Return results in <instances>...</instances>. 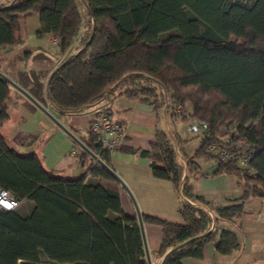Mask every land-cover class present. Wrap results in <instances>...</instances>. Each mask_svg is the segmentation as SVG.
<instances>
[{"label":"trees","instance_id":"trees-1","mask_svg":"<svg viewBox=\"0 0 264 264\" xmlns=\"http://www.w3.org/2000/svg\"><path fill=\"white\" fill-rule=\"evenodd\" d=\"M81 1L89 30L82 46L50 68L15 72L14 82L62 114L79 112L120 87L129 99L164 107L170 126L188 107L191 118L205 125L192 158L172 127L155 131L150 150L122 144L115 150L148 158L153 176L171 181L179 193L181 223L141 214L143 223L161 228L157 258L208 230L175 250L167 264L199 257L206 243L229 254L238 247L236 234L222 230L217 237V221L239 217L249 197L264 200V0ZM10 2L0 4V53L20 43L19 22L32 13L39 18L37 35H54L59 54L76 40L83 20L75 0H14L5 8ZM40 59L52 62L42 50L24 51L22 61L26 67ZM12 92L0 75V189L27 206L0 210V264H146L136 216L123 210L119 184L88 154L79 153L85 172L66 177L45 169L35 153L8 145L1 127ZM224 139L251 154V171L206 151ZM80 140L111 167V151L89 127ZM198 159L213 164L211 176L236 177L241 195L212 210L189 184L198 173L207 176Z\"/></svg>","mask_w":264,"mask_h":264},{"label":"crops","instance_id":"crops-1","mask_svg":"<svg viewBox=\"0 0 264 264\" xmlns=\"http://www.w3.org/2000/svg\"><path fill=\"white\" fill-rule=\"evenodd\" d=\"M7 1L0 0V4ZM46 36L52 37L51 34L42 37L37 35L40 43L35 45L33 52H47L46 44L42 43ZM20 65L15 69L2 66L0 71L15 81L13 74L26 69L24 62L21 67ZM40 66L41 64H37L32 69H40ZM13 91L8 106L9 117L5 121L7 124L4 123L1 127V133L8 145L20 154L35 153L45 169L59 171L66 177H75L85 172L86 165L81 166L79 163L81 149L25 96L14 88ZM39 103L79 138L87 135L91 113L97 105L102 104L107 106L111 118L120 125L123 146L150 150L155 131H169V112L164 107L161 108L160 114L159 109L155 110L149 101L129 99L119 89L106 94L94 105L75 113L62 114L48 102ZM175 130L177 132L176 127ZM180 138L183 139L181 136ZM110 166L126 184L141 214L157 216L171 222H182L178 213V191L171 181L153 176L148 158L137 153L113 150L110 153ZM205 170L200 167L199 172L207 176L198 173L190 178L189 184L194 193L202 196L212 210L241 195L242 184L236 177L211 176L214 170L211 162ZM120 201L123 210L135 216L133 204L121 187ZM23 203L25 202L21 204ZM143 228L147 247L152 248V254L156 257L155 252L161 241V228L146 223H143ZM222 230H230L236 234V249L227 255H219L211 243H206L199 257L184 258L182 264H264V200L258 197L244 200L243 213L239 217L230 221H217V237Z\"/></svg>","mask_w":264,"mask_h":264},{"label":"rangeland","instance_id":"rangeland-1","mask_svg":"<svg viewBox=\"0 0 264 264\" xmlns=\"http://www.w3.org/2000/svg\"><path fill=\"white\" fill-rule=\"evenodd\" d=\"M9 1V0H8ZM77 3V7L80 11L81 17H82V24L79 30V33L77 35L76 40L72 43L71 47L64 53V54H59V47L57 45V43H53V39L56 38L54 35H52V37H44V41L42 43H45L46 45V51L50 54V56L52 57V62L47 63L48 61H41L40 60H35V61H28L26 64V68H32L33 66H37V64H41L40 68L45 66L46 68H50L52 65L58 64L62 58H64L69 52H74L76 50H78V48H80L84 42V40L86 39V36H88V17L86 16L85 13V7L84 4L82 3L81 0H75ZM39 18L38 15L36 13H32L24 18H22L19 22V26L17 28L16 34L18 36V38H20V43L10 46V47H6L2 50V52L0 53V63L1 66H4L5 68L9 67H13L14 69L17 67L19 68V65L22 63V58L24 57V51H28V52H32L36 49L35 45L39 42L38 38H37V31L39 30ZM40 37V36H39ZM42 37V36H41ZM40 43V42H39ZM35 48V49H34ZM19 57H21V59L19 60ZM20 63H19V62ZM22 64L20 65V67L22 66ZM34 67V68H35ZM44 67V68H45ZM12 68V69H13ZM38 70V69H37ZM144 85L148 84L149 86L155 87L154 83H144ZM121 91H124V87H120L118 88ZM157 94H159V99H162V94H161V90L159 88L156 89ZM170 102V100H169ZM188 106V105H186ZM188 107H186V109H182L181 111H179L178 113H175L173 116V125H169V129L177 128V133L179 136H181L183 138V140H185V151L188 155V158H192L195 150L197 149L198 145H199V137L201 136L198 133H194L191 132L189 130V126L191 124H196V121H194L190 114L188 113ZM161 108L159 107V112L161 114ZM169 119V117H168ZM7 124V122L5 123V125ZM4 130V129H3ZM233 145L236 146V144H238V141H236V143H232ZM179 160L184 163V161L179 158ZM198 164L201 167V169H203V171H206L205 169L208 168L210 166V162L204 159H198ZM126 185V184H125ZM23 204H20L19 209L23 210L26 206ZM152 248L149 246L148 247V251L151 257V261L152 264H159L162 258H157L152 254ZM154 262V263H153ZM43 264H49L46 261H43Z\"/></svg>","mask_w":264,"mask_h":264},{"label":"built area","instance_id":"built-area-1","mask_svg":"<svg viewBox=\"0 0 264 264\" xmlns=\"http://www.w3.org/2000/svg\"><path fill=\"white\" fill-rule=\"evenodd\" d=\"M58 39L54 38L53 43H57ZM89 130L95 135L96 142L106 150L113 151L122 144V129L115 122L108 111L106 105H97L92 111L89 124ZM205 129L203 124H191L189 130L194 133L202 134ZM222 143H209L206 151L210 152L222 161H234V163L245 171H251L249 164L251 154L240 151L239 147L229 144L226 139ZM20 202L13 198L7 191L0 189V210L9 211L19 206Z\"/></svg>","mask_w":264,"mask_h":264},{"label":"water","instance_id":"water-1","mask_svg":"<svg viewBox=\"0 0 264 264\" xmlns=\"http://www.w3.org/2000/svg\"><path fill=\"white\" fill-rule=\"evenodd\" d=\"M14 2V0H11V2L5 6V8L9 7L12 3ZM0 75L4 78H6L8 84L14 88L15 90H17L18 92H20L23 96H25V98H27L32 104H34L37 108H39L44 114H46L59 128H61V130H63L72 140L73 142L81 149L83 150L86 154H88V156L97 164H99L104 170H106V172H108V174L120 185V187L128 194L133 207H134V211H135V216L137 219V223H138V227L140 229V234H141V239H142V244H143V251H144V258L146 261V264H152L151 261V257L148 251V247H147V243H146V239H145V234H144V228H143V221H142V217H141V213L140 210L131 194V192L129 191V189L127 188V186L125 185V183L123 182V180L119 177V175L111 168L109 167L107 164H105V162H103L95 153H93L87 146H85V144L80 140L79 137H77L73 132H71L68 128H66L65 126H63L54 116H52L47 110L46 108H44L37 100H35L25 89H23L21 86H19L16 82H14L13 80L5 77L1 72ZM203 208L210 214L211 217H214L213 213L205 206H203ZM213 224L211 225L210 229H212ZM210 233V230H208L207 232L197 236V237H193L181 244H179L178 246L172 248L171 250H169L161 259L159 264H167L171 254L179 249L180 247L186 245L187 243L195 240V239H200L205 237L206 235H208Z\"/></svg>","mask_w":264,"mask_h":264},{"label":"bare ground","instance_id":"bare-ground-1","mask_svg":"<svg viewBox=\"0 0 264 264\" xmlns=\"http://www.w3.org/2000/svg\"><path fill=\"white\" fill-rule=\"evenodd\" d=\"M154 263V262H153Z\"/></svg>","mask_w":264,"mask_h":264}]
</instances>
